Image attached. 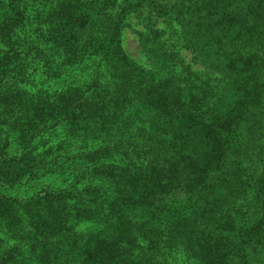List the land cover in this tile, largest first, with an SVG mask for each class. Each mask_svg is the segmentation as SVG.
I'll list each match as a JSON object with an SVG mask.
<instances>
[{"label":"trees","instance_id":"trees-1","mask_svg":"<svg viewBox=\"0 0 264 264\" xmlns=\"http://www.w3.org/2000/svg\"><path fill=\"white\" fill-rule=\"evenodd\" d=\"M0 264H264V0H0Z\"/></svg>","mask_w":264,"mask_h":264},{"label":"rangeland","instance_id":"rangeland-1","mask_svg":"<svg viewBox=\"0 0 264 264\" xmlns=\"http://www.w3.org/2000/svg\"><path fill=\"white\" fill-rule=\"evenodd\" d=\"M44 4H45V1L43 2V4H40V6H39V12H41L42 17L48 8ZM34 5L38 6V4H34ZM30 20H31V22H33L34 25L32 23H30V25H25L24 28L21 30L20 34L24 38V40H26L28 43H30L32 45H38V44H40V42L38 41V37H36L37 34H35L33 32V29H34L35 25L37 26L39 19L31 18ZM40 26H41V24H40ZM136 27H137L136 25H132L129 28L125 29L124 34H123V39H122L123 50L127 51V54L130 53L132 55V56L130 55L132 58L137 56L136 52H138V50H139V46H138L137 41H136L137 40L136 35L131 32V30L136 29ZM137 28H140V27H137ZM43 29H44L43 32H45V27H43ZM39 35H40V33H39ZM183 56H184V60L188 63V61L190 59L189 54L184 53ZM41 63H43V62H41ZM106 74L107 73H104L105 76H106ZM31 82H34L35 85H37L39 87L41 86V87L47 88V86H48L49 88L53 89V87H51L52 86L51 83H49L48 81L43 83L41 81H37L35 78V80H33V81L31 80ZM105 83H108V82L105 81ZM46 90H48V89H46Z\"/></svg>","mask_w":264,"mask_h":264}]
</instances>
